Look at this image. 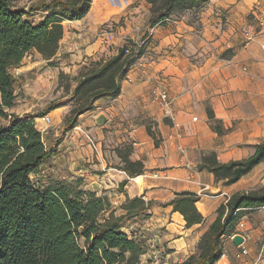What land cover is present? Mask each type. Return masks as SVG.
Returning a JSON list of instances; mask_svg holds the SVG:
<instances>
[{"label":"crops","instance_id":"0c3cea01","mask_svg":"<svg viewBox=\"0 0 264 264\" xmlns=\"http://www.w3.org/2000/svg\"><path fill=\"white\" fill-rule=\"evenodd\" d=\"M150 6L147 0H93L85 17L65 21L57 60L67 53L68 62L79 66L76 63L93 57H107L111 48L126 44L129 35L134 38L136 28L145 34L146 51L128 70L120 94L101 98L97 108L81 115L79 124L65 135L45 130L42 116L35 117L57 151L44 165L47 175L39 171L31 179L41 183L46 177L80 178L85 189L107 195L117 214L126 213L121 205L128 199L151 201L149 216L129 220L124 230L136 236L143 224L155 234L163 264H177L196 251L223 203L237 192L253 190L250 174L260 164L233 183L218 180L200 165L210 153L223 163L246 158L264 141V32L253 39L243 33L245 26L259 25L264 0H209L196 22L186 17L152 27ZM105 26H110L111 34H101ZM34 53L51 66L36 50L30 52ZM25 59L17 67L20 76L41 67L40 62L25 63ZM157 84L173 98L171 115L154 99L152 89ZM18 102L19 98L13 107L5 108L9 117L4 124L12 114L34 113L28 106L17 109ZM102 112L108 121L98 125L95 119ZM67 113L58 107L48 114L58 125ZM126 147L131 148L130 159L144 163L143 173L133 176L123 168ZM80 169L89 174H80ZM185 191L199 196L196 205L204 216L202 223L188 226L173 205L162 204ZM236 234L244 237L241 245L233 241ZM263 241V210L243 208L216 264L252 262ZM242 246L248 254L241 253Z\"/></svg>","mask_w":264,"mask_h":264},{"label":"trees","instance_id":"16d2710c","mask_svg":"<svg viewBox=\"0 0 264 264\" xmlns=\"http://www.w3.org/2000/svg\"><path fill=\"white\" fill-rule=\"evenodd\" d=\"M92 1L0 0L1 116L8 118L5 108L13 107L18 99L13 69L20 67L32 50L53 65L51 60L57 57L66 34L65 21L85 17ZM208 1L147 0L151 5L150 26L183 17L196 22ZM130 44L119 47L111 57L100 58L98 69L83 74L74 92L83 90L86 100L81 99L52 130L65 135L79 124L81 115L97 108L101 98L120 94L128 70L146 51V41ZM96 81L98 87L89 88ZM60 106L51 103L39 113L12 114L8 123L0 125V264H141L148 247L124 228L132 218L148 217L151 201L128 199L121 205L126 213L117 215L109 197L85 189L80 178L46 177L41 183L31 179L57 151L36 125L35 117ZM124 151L123 168L133 176L143 173L144 163L130 159V147ZM263 161L264 141L250 156L226 163L210 153L200 167L212 171L218 180L233 183ZM198 200L197 194L185 191L162 204L173 205L191 226L204 221ZM261 205L264 187L233 194L219 207L216 220L201 236L196 251L177 264H216L224 253L225 238L235 232L242 209Z\"/></svg>","mask_w":264,"mask_h":264},{"label":"rangeland","instance_id":"374dc122","mask_svg":"<svg viewBox=\"0 0 264 264\" xmlns=\"http://www.w3.org/2000/svg\"><path fill=\"white\" fill-rule=\"evenodd\" d=\"M123 21L124 20L120 21V24H122ZM103 28L105 30H108L110 33H112L113 31L110 26H105ZM142 31L143 30L141 28H136L134 30V38L129 35L126 39V43L130 44L138 43L141 41L144 42L145 34L143 35ZM110 50L111 53L107 54V57L104 56L101 58L105 59L111 57L118 52L117 48H111ZM62 55H65V57L59 60L52 59L51 61H53L54 64L51 66H47V63L49 64V62L46 61L45 64L41 62V59L39 60V56H37L35 53L33 55L29 53L25 59V63L38 61L40 62L39 65L41 66L39 70H27L23 72L25 75L20 76V73H22L20 72L21 70L19 68L15 69V75L17 77L15 86L19 98V102L16 105L17 109L26 108V106H28L32 107V111L34 113H39L46 109L49 104L59 103L61 105L60 107L67 109V111L69 112L72 107L81 102V99L82 101L86 100V95L83 90L78 94H76L74 91L83 74L89 73L91 72V70L98 69L100 67V65L98 64L100 58L93 57L83 64L76 63L79 66H75L73 62H68V59L66 57L68 55L67 53H62ZM98 85L99 82L96 81L95 83L90 85L89 88L95 89L98 87ZM50 116L52 118V123L48 127L44 125V128L51 133H57L52 130L53 127L56 126L54 122V116L52 114H50ZM5 121L6 117L0 115V125L4 124ZM43 168L48 169V166H44ZM250 182L253 186V190L264 187V161L260 163V165L254 170V172H252V174H250ZM130 220L138 221V219L136 218H132ZM140 225V227H138L139 225H136L138 227L136 231V237L140 240L145 241L148 247V252L142 256L141 264H154L152 260L153 253L156 252L157 248L160 249V247H156L157 242H155L154 240L155 234L153 236L152 231H148L143 228V224L140 223ZM131 230L132 229H130V232H132ZM133 234L135 233L133 232ZM161 255L163 256L164 254L161 253ZM160 264H163V259Z\"/></svg>","mask_w":264,"mask_h":264},{"label":"built area","instance_id":"2783aa9c","mask_svg":"<svg viewBox=\"0 0 264 264\" xmlns=\"http://www.w3.org/2000/svg\"><path fill=\"white\" fill-rule=\"evenodd\" d=\"M183 18H185V17H183ZM168 20L178 21L177 19H168ZM262 32H264V17L260 19L259 25L257 27L252 26V25H247L243 28V33L247 39H253L259 33H262ZM101 34L102 35H109L111 33L108 30H105ZM137 44L142 45L143 41L138 42ZM152 93H153L154 99L158 100L161 103V105L165 108L166 113L168 115H171L172 114L171 106L173 103V98H171L169 96L168 91L165 88H163L160 84H157L153 87ZM42 121H43V125L48 127L52 123V118L49 114H45L42 116ZM48 171H49L48 169L41 168L40 174L45 175L48 173ZM84 173L85 172L82 169H80V174H84ZM88 174L89 173H87L86 175H88ZM259 208H261L264 212V205L259 206ZM241 253L242 254H248V248L245 246H242L241 247ZM162 259H163V257L159 251H156L155 253H153L152 260H153L154 264H160L162 262ZM263 260H264V241L261 244L257 258L254 261H252V262L243 261V262L237 263V264H262Z\"/></svg>","mask_w":264,"mask_h":264},{"label":"water","instance_id":"95a60500","mask_svg":"<svg viewBox=\"0 0 264 264\" xmlns=\"http://www.w3.org/2000/svg\"><path fill=\"white\" fill-rule=\"evenodd\" d=\"M95 120L98 125H103L108 121V118L106 114L102 112L96 116ZM233 241L235 244L241 245L244 242V237L240 234H236L233 236Z\"/></svg>","mask_w":264,"mask_h":264}]
</instances>
